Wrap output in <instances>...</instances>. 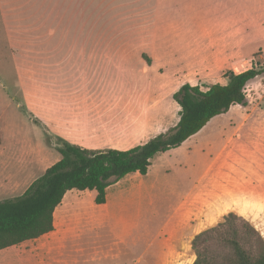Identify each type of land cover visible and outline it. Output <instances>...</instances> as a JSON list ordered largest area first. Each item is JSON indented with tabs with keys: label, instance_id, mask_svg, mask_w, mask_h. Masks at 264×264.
<instances>
[{
	"label": "rangeland",
	"instance_id": "374dc122",
	"mask_svg": "<svg viewBox=\"0 0 264 264\" xmlns=\"http://www.w3.org/2000/svg\"><path fill=\"white\" fill-rule=\"evenodd\" d=\"M159 1L0 0V201L22 195L61 157L39 123V116L51 114L40 107V97L57 96L61 105L97 114L112 102L107 96L134 86L120 85L129 73L117 62L116 46L125 34V44L142 45L150 53L149 19L154 23L157 15L156 24L163 27L164 12L170 15ZM219 1V27H228L223 18L229 13L236 16L227 32L236 30L242 52L230 67L188 68L194 57L181 59L186 55L156 38L155 64L163 66L157 71L163 81L148 92V134L140 144L175 126L180 106L173 94L183 83L204 88L226 83L227 71L252 64L264 68V0ZM216 24L205 22L211 30ZM194 31L201 34L199 27ZM185 39L187 44L190 37ZM137 66L136 72L146 73L135 87L149 90L160 73L143 59ZM245 92L247 105H232L177 147L158 153L146 174L129 173L112 183L104 203H95V190L67 191L56 209L54 230L1 250L0 264H192V236L229 212L217 185L227 184L235 173L234 155L242 157L249 146L246 128L264 125V72L246 84ZM125 96L137 108L136 97ZM254 218L264 238V213Z\"/></svg>",
	"mask_w": 264,
	"mask_h": 264
},
{
	"label": "trees",
	"instance_id": "16d2710c",
	"mask_svg": "<svg viewBox=\"0 0 264 264\" xmlns=\"http://www.w3.org/2000/svg\"><path fill=\"white\" fill-rule=\"evenodd\" d=\"M252 64L227 71L226 83H183L173 94L180 106L174 127L129 149H88L64 142L61 157L47 167L25 192L0 201V250L19 245L53 230V212L71 189L95 190V203L106 201L107 188L133 172L146 174L158 153L177 147L197 133L214 116L232 105H247L246 84L262 74ZM192 264H264V238L245 217L234 212L196 233L190 242Z\"/></svg>",
	"mask_w": 264,
	"mask_h": 264
},
{
	"label": "crops",
	"instance_id": "0c3cea01",
	"mask_svg": "<svg viewBox=\"0 0 264 264\" xmlns=\"http://www.w3.org/2000/svg\"><path fill=\"white\" fill-rule=\"evenodd\" d=\"M221 5V1L219 0L212 1L206 5H204L203 0H170V3L169 0L159 1L160 9L165 7L170 12V15L168 16L164 12L163 27H159L156 24L157 15L154 17V23L153 20L151 23V18L149 19V28H153L152 33L149 34L153 44L152 48L150 47V53H146L144 51L146 48L141 47L142 45L125 44V34L122 35V42L116 46L115 51L120 55L117 62H121L124 67L123 70L129 73V79L124 80L122 77L120 85L130 86L134 84V86L128 87L126 91V87L123 88L122 92L117 94V96H107L108 98L106 99L109 102L111 100L114 104L111 102L109 105L107 102L103 111L98 110L97 114H93L92 111L85 110L80 113L69 105L68 107L61 105L60 98L57 96H41L39 100L40 107H43L45 112L47 111L51 114L39 116V123L43 126L45 133L51 134L49 138L52 137V147L59 148L64 141L84 148L97 150L108 148L125 150L140 144L148 134L144 120L146 108H148H145V101L151 96L148 92L152 88L156 89L157 83L163 81L161 78L162 72H157L158 69H163V66L155 64V61L159 60V56L156 54L159 46L156 45V38L163 37L164 42L169 44L172 52L186 55L182 56L181 59L194 57V62L188 68L194 66L202 68L212 66H216L217 68L230 67V64H233L231 60L235 58L236 54L242 52L241 45L239 44L241 40L239 41L235 37L236 30L232 29L231 32H227L235 26L236 16L229 13L228 18H223L228 27H223L222 31V27H219L220 22H222L219 21L221 18V15H219L222 9ZM211 6L212 8H210ZM215 15L219 16L216 17ZM252 18L253 15H251V20ZM208 21L212 22L213 26L217 22L216 27L211 30L210 27L205 25V22ZM195 27L200 28L201 34H195ZM187 37H190V40L185 44L187 42L185 38ZM135 38H132L133 43L135 42ZM8 45L11 52H14V45L10 41ZM107 45L108 51L113 50L114 47L111 48V46L114 45H110L109 43ZM142 59L148 67L154 68L153 73H160L156 79L153 78L154 74H152V78L154 79L152 82L153 87L149 90L139 86L135 87V83H140L142 77H144V73H146L143 72L141 74L134 70L140 67L134 66L140 65ZM186 67L180 66V68ZM125 95L136 97L137 108L131 102H128L129 99ZM50 100L52 101L51 105L49 104ZM98 109H100V106H98ZM246 129L245 132L251 134L247 137L249 146L242 150V157L234 155L236 163L235 173L233 176H230L226 184L227 186L217 185V187L219 198H222L221 201L223 203L225 202V206L223 207L228 205L229 212H234L245 217L255 227L254 214L264 213V125L250 126ZM235 138L232 137L234 140ZM231 143H233V140ZM58 206L53 212V230L55 227V212ZM172 253L173 251H171L170 255H173Z\"/></svg>",
	"mask_w": 264,
	"mask_h": 264
},
{
	"label": "water",
	"instance_id": "95a60500",
	"mask_svg": "<svg viewBox=\"0 0 264 264\" xmlns=\"http://www.w3.org/2000/svg\"><path fill=\"white\" fill-rule=\"evenodd\" d=\"M192 238H193V236H192Z\"/></svg>",
	"mask_w": 264,
	"mask_h": 264
}]
</instances>
